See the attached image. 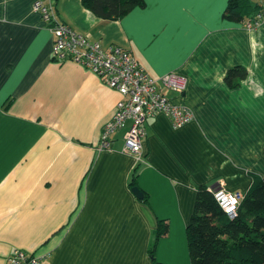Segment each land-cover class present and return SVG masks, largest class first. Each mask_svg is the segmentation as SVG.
Instances as JSON below:
<instances>
[{
    "label": "crops",
    "instance_id": "crops-1",
    "mask_svg": "<svg viewBox=\"0 0 264 264\" xmlns=\"http://www.w3.org/2000/svg\"><path fill=\"white\" fill-rule=\"evenodd\" d=\"M39 0H0V264L16 249L39 264H190L186 228L200 187L244 196L264 177V20L223 18L228 0H145L122 19L102 20L81 0H53L58 21L104 49L128 50L194 119L174 128L146 120L144 161L122 153L129 123L99 149L121 99L91 72L52 60L53 38L33 10ZM253 5L264 0H250ZM241 66L238 87L225 83ZM142 198L132 193L130 182Z\"/></svg>",
    "mask_w": 264,
    "mask_h": 264
},
{
    "label": "built area",
    "instance_id": "built-area-1",
    "mask_svg": "<svg viewBox=\"0 0 264 264\" xmlns=\"http://www.w3.org/2000/svg\"><path fill=\"white\" fill-rule=\"evenodd\" d=\"M52 2L53 0H39L33 4V10L40 14L52 35V60L56 63L70 62L86 69L104 86L117 91L121 96L111 119L102 126L99 149L110 150L113 134L129 123L123 135L121 151L131 156L134 162H143L142 139L147 119L162 114L174 128H180L194 119L191 110L172 104L163 91L167 89L181 94L185 91V80L174 73L155 79L142 69L128 50L117 46L104 49L99 42L90 41L75 33L58 21ZM257 18L260 22L264 20V10ZM259 23H248L246 27H256ZM209 191L228 218L232 219L237 215L241 194L227 191L222 184ZM39 263L40 258L36 255H29L18 249L7 260V264Z\"/></svg>",
    "mask_w": 264,
    "mask_h": 264
},
{
    "label": "trees",
    "instance_id": "trees-1",
    "mask_svg": "<svg viewBox=\"0 0 264 264\" xmlns=\"http://www.w3.org/2000/svg\"><path fill=\"white\" fill-rule=\"evenodd\" d=\"M82 5L102 20L122 19L145 0H81ZM264 4L250 0H228L223 18L234 23H259L257 15ZM247 77V71L236 66L225 75V83L234 89ZM136 187V175L130 182ZM146 200L143 196L141 199ZM159 221L149 258L152 264H162L154 256L155 245L167 232ZM190 264H264V177L253 182L242 196L237 215L230 219L218 207L207 187L198 189L194 212L186 228Z\"/></svg>",
    "mask_w": 264,
    "mask_h": 264
},
{
    "label": "water",
    "instance_id": "water-1",
    "mask_svg": "<svg viewBox=\"0 0 264 264\" xmlns=\"http://www.w3.org/2000/svg\"><path fill=\"white\" fill-rule=\"evenodd\" d=\"M132 193H133L137 198H142V193H141V191H140L137 187L132 188Z\"/></svg>",
    "mask_w": 264,
    "mask_h": 264
}]
</instances>
